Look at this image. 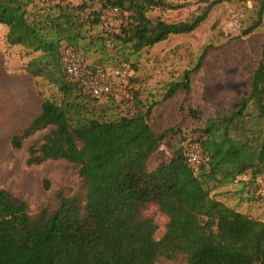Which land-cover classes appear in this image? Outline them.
I'll return each instance as SVG.
<instances>
[{
    "label": "trees",
    "instance_id": "trees-1",
    "mask_svg": "<svg viewBox=\"0 0 264 264\" xmlns=\"http://www.w3.org/2000/svg\"><path fill=\"white\" fill-rule=\"evenodd\" d=\"M219 1L176 22L153 17L151 11L175 9L182 5L178 2H117L119 30L103 29L91 39L104 49L110 42L140 52L171 34L194 31ZM244 1L257 6V19L245 30L249 33L263 19L264 0ZM105 6L104 0H0V23L7 26L8 44L20 48V59L29 58L27 70L38 76L33 62L54 45L65 41L83 53L80 46L88 32L104 23ZM210 47L170 81L164 99L191 92L192 74ZM57 86L11 145L21 150L49 128L28 145L27 164L73 162L79 166L81 186L75 193H58L60 205L45 206L37 214L26 200L0 186V264H170L175 259L178 264H264V220L216 198L209 185L211 180L234 182L247 173L251 178L244 186L256 187L254 178L264 170V51L248 94L234 108L215 107L207 114L202 105L182 102L181 110L197 123L190 135L180 124L157 130L149 120L154 103L137 114L136 102L113 96L100 102L103 97L93 96L77 81L65 79ZM120 103L126 113H113ZM179 134L180 141L191 138L200 145L197 168L185 146L172 141ZM166 139L172 150L168 160L162 148ZM152 157L161 158L155 168H150ZM150 204L168 216L160 239L155 237L156 221L145 213Z\"/></svg>",
    "mask_w": 264,
    "mask_h": 264
},
{
    "label": "rangeland",
    "instance_id": "rangeland-1",
    "mask_svg": "<svg viewBox=\"0 0 264 264\" xmlns=\"http://www.w3.org/2000/svg\"><path fill=\"white\" fill-rule=\"evenodd\" d=\"M68 1L78 4L82 0ZM104 1V23L88 32L87 38L82 41L83 47L80 46L81 50L90 67L94 68L113 66L121 59H129L134 63L138 86L134 112L143 114L154 103L149 120L157 130L180 124L182 132L190 135L197 123L181 110L182 102L186 101V107L202 105L208 114L215 107L234 108L239 98L248 94L252 73L264 51V15L258 27L245 33L257 19L256 3L244 0L219 1L212 6L208 18L194 31L171 34L150 48L133 52L110 42L104 49L97 40L91 39L92 33L103 29L118 31L120 14L113 5L117 2L127 5L128 2ZM171 1L182 5L175 9L156 8L151 11V15L170 22L181 21L197 14L213 0ZM7 30V26L0 23V186L11 189L26 200L31 213L37 214L45 206L55 208L60 205L58 193L71 194L80 189L79 166L66 160H49L40 165L27 164L28 145L49 128L30 138L21 150H14L11 140L41 111L44 98L56 94L57 85L69 79L61 60L63 48L68 43L64 41L45 50V55L33 62L38 74L34 76L27 70L29 58L21 60L20 48L8 44ZM207 45L211 47L201 67L192 74L191 92L187 95L180 91L164 99L170 81L180 77L184 69L193 67ZM8 58L16 60L8 62ZM36 82H40L39 86ZM101 101L106 102L107 99L103 97ZM111 110L121 114L127 111L126 105L122 103L117 107L114 105ZM250 125L255 127V124ZM190 140L180 141L179 134L172 141L180 142L187 152L195 151L202 157L200 145ZM162 148L168 160L172 155L168 139L164 140ZM159 160L161 158L152 157L150 168L158 166ZM217 179H220L219 176ZM209 185L216 198H222L228 205L247 215L264 220V197L258 194L252 184L242 186L235 181L220 184L218 180H211ZM239 197H242L241 203H238ZM145 213L156 221L158 228L155 237L160 239L166 231L168 216L155 204H150ZM168 262L178 264L180 259Z\"/></svg>",
    "mask_w": 264,
    "mask_h": 264
},
{
    "label": "built area",
    "instance_id": "built-area-1",
    "mask_svg": "<svg viewBox=\"0 0 264 264\" xmlns=\"http://www.w3.org/2000/svg\"><path fill=\"white\" fill-rule=\"evenodd\" d=\"M116 11L118 7H114ZM61 60L70 80L79 82L84 89L96 97L113 96L119 101L134 103L137 100V84L132 80L135 69L129 59H121L113 66L90 67L84 54L69 45H65ZM190 164L197 168L200 155L195 151H186ZM251 175H238L235 182L248 181ZM257 192L264 197V170L254 178Z\"/></svg>",
    "mask_w": 264,
    "mask_h": 264
},
{
    "label": "crops",
    "instance_id": "crops-1",
    "mask_svg": "<svg viewBox=\"0 0 264 264\" xmlns=\"http://www.w3.org/2000/svg\"><path fill=\"white\" fill-rule=\"evenodd\" d=\"M242 184V186L245 184V181H241V182H237V184ZM236 196V195H235ZM241 199H242V197H239L238 198V203H241ZM220 200H222V198H220ZM223 201V200H222ZM226 203V202H225ZM243 204H246L245 202H243ZM235 207H237V206H235ZM260 219V218H259ZM263 220V219H262Z\"/></svg>",
    "mask_w": 264,
    "mask_h": 264
}]
</instances>
